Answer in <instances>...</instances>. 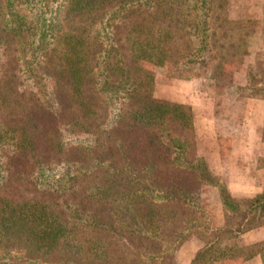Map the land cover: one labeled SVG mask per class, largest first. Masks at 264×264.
Here are the masks:
<instances>
[{
    "label": "trees",
    "instance_id": "1",
    "mask_svg": "<svg viewBox=\"0 0 264 264\" xmlns=\"http://www.w3.org/2000/svg\"><path fill=\"white\" fill-rule=\"evenodd\" d=\"M227 4L0 0V264H175L213 176L190 107L153 97L150 67L241 65L254 21ZM247 76L232 89L262 96L264 73ZM219 190L224 224L189 264H264V240L234 243L264 225V191Z\"/></svg>",
    "mask_w": 264,
    "mask_h": 264
},
{
    "label": "rangeland",
    "instance_id": "2",
    "mask_svg": "<svg viewBox=\"0 0 264 264\" xmlns=\"http://www.w3.org/2000/svg\"><path fill=\"white\" fill-rule=\"evenodd\" d=\"M227 16L230 20L249 19L254 25L247 42L249 54L243 57L241 65L228 66L223 77L214 73L213 60L206 68L193 70L182 66L150 67L152 96L190 107L195 153L213 176L212 183L203 185L200 191L202 215L196 222L198 234L186 237L170 251L175 264H189L209 232L223 226L220 188L237 201L264 191V112L258 117V107H246L249 102H259L263 107L264 92H260L262 96H255V91L245 90L244 93L252 95L245 97L244 93L232 89L235 86L246 89L253 85L247 76L248 69L264 73V0H228ZM213 77L217 80H212ZM239 144L249 149L242 157L233 156ZM245 164L250 169L243 173ZM256 189L260 191L256 193ZM253 231L252 238L240 235L235 239V246L243 247L264 240V225ZM250 239L258 241L251 242ZM215 264H262V261L255 256L247 260L224 259Z\"/></svg>",
    "mask_w": 264,
    "mask_h": 264
},
{
    "label": "crops",
    "instance_id": "3",
    "mask_svg": "<svg viewBox=\"0 0 264 264\" xmlns=\"http://www.w3.org/2000/svg\"><path fill=\"white\" fill-rule=\"evenodd\" d=\"M263 104V103H262ZM253 105H255L256 106V108L258 107V111H260V113H258V117L264 112L263 111V109H264V105H263V107H262V105H261V103H259V102H249V103H246V107L247 108H249V106L251 107V109L254 107ZM251 109H250V111H251ZM252 114V111H251V113H250V115ZM243 147H245V146H243L242 144H239V147H238V150L237 151H234L235 153L233 154V156H244V153L245 152H247V148L248 147H245L244 149H243ZM249 149V148H248ZM241 153V154H240ZM244 168H243V173H245L247 170H249L250 169V167L247 165V164H245L244 166H243ZM242 171V170H241ZM259 172H261V171H258V173ZM260 191V189L258 190V189H256V193H258V192ZM253 232L254 231H251V232H249V233H246V234H243V235H241L242 236V238H247V237H249V238H252L253 237ZM250 240H252V239H250ZM253 241H258V240H252L251 242H253Z\"/></svg>",
    "mask_w": 264,
    "mask_h": 264
}]
</instances>
